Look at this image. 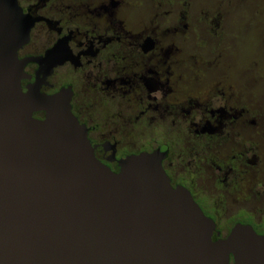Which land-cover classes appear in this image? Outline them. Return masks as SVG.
I'll return each mask as SVG.
<instances>
[{
    "label": "water",
    "instance_id": "95a60500",
    "mask_svg": "<svg viewBox=\"0 0 264 264\" xmlns=\"http://www.w3.org/2000/svg\"><path fill=\"white\" fill-rule=\"evenodd\" d=\"M17 13L0 12V264H264V236L237 223L218 238L171 186L163 153L127 156L113 173L72 114L70 87L22 91Z\"/></svg>",
    "mask_w": 264,
    "mask_h": 264
},
{
    "label": "flooded vegetation",
    "instance_id": "af4514ba",
    "mask_svg": "<svg viewBox=\"0 0 264 264\" xmlns=\"http://www.w3.org/2000/svg\"><path fill=\"white\" fill-rule=\"evenodd\" d=\"M124 8V0H0V12H19L16 21L28 26L27 39L16 52L25 76L20 82L22 91L28 92L36 84L39 93L53 95L70 87L71 112L86 129L95 158L111 172L119 173L120 161L127 156L160 151L171 186L189 191L203 214L215 223L218 238H224L237 223L264 236V223L255 222L251 213H238L225 233L218 229L216 208L208 203L213 194H194L195 178L187 170L194 162L177 165L169 142L152 135L146 142L128 147L122 140V135H134L132 131L140 125L154 131L170 122L182 127L193 145L220 144L226 137L224 132L237 125L241 115L224 93L217 104L214 98L218 92L205 102L188 96L178 98L181 81L176 73L179 66L190 63L177 55V44L168 43L170 33L177 28L166 29L168 36L162 38V25H126L119 17ZM67 76L88 80L93 94L101 97L100 103L86 102L85 94L74 81L68 82ZM106 104L118 107V111L101 116L98 106ZM33 117L41 120L44 114L35 112ZM100 117L103 121L111 118L114 126L102 129L96 120ZM206 163L211 168L206 189L212 185L225 190L240 179L239 168L256 166L258 157L245 150Z\"/></svg>",
    "mask_w": 264,
    "mask_h": 264
},
{
    "label": "rangeland",
    "instance_id": "374dc122",
    "mask_svg": "<svg viewBox=\"0 0 264 264\" xmlns=\"http://www.w3.org/2000/svg\"><path fill=\"white\" fill-rule=\"evenodd\" d=\"M124 6L119 17L126 25H162V38L168 36L166 29L177 28L169 34L168 43L177 44V55L190 63L179 66L176 73L181 81L178 98L188 96L205 102L218 92L214 98L217 104L224 93L232 100L229 105L240 109L241 115L238 124L224 132L226 137L220 144L193 145L186 131L170 122L154 131L140 125L132 131L134 135H122V140L134 147L153 135L169 142L170 155L177 165L185 167L187 162H194L187 169L195 178L194 194H213L208 203L215 206L218 229L223 233L240 212L251 213L255 222L264 223V0H124ZM66 80L75 82L86 102L102 100L93 94L84 77L67 76ZM98 107L103 117L118 111L114 105ZM96 120L102 129L114 126L109 117ZM245 150H252L258 157L257 165L240 167L241 177L230 188L219 190L211 185L206 189V176L211 171L206 162Z\"/></svg>",
    "mask_w": 264,
    "mask_h": 264
},
{
    "label": "trees",
    "instance_id": "16d2710c",
    "mask_svg": "<svg viewBox=\"0 0 264 264\" xmlns=\"http://www.w3.org/2000/svg\"><path fill=\"white\" fill-rule=\"evenodd\" d=\"M231 261H232V259H231Z\"/></svg>",
    "mask_w": 264,
    "mask_h": 264
}]
</instances>
